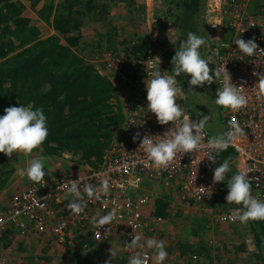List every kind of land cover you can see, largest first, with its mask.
Here are the masks:
<instances>
[{
  "label": "built area",
  "instance_id": "built-area-1",
  "mask_svg": "<svg viewBox=\"0 0 264 264\" xmlns=\"http://www.w3.org/2000/svg\"><path fill=\"white\" fill-rule=\"evenodd\" d=\"M249 2L206 0L204 12L207 26L211 30L216 28L217 32L215 35L211 32V49L207 51L205 59L211 58L209 65L214 68L225 65L232 82L238 87L243 86L249 98L247 108L236 113L225 111V116L227 125L235 117L246 133L232 146L236 172L244 168L249 171L247 175L252 185V194L264 201V102L258 101L254 95L253 87L259 82V77L252 74L254 71L264 74V52L257 51L254 57L244 56L241 59L238 46L234 44L238 38L247 41L254 37L258 48L264 49V27L248 10ZM209 23L217 26L213 27ZM222 28L226 29L228 35ZM104 56L105 70L111 73L122 102L124 120L119 135L111 142L99 166L87 165L74 172L48 174L45 175L44 187L30 182L12 191L9 202L0 209V264L12 263L8 247L3 244L10 230L17 232L19 237L34 234L51 239L59 245L72 242L82 234L90 235L91 241L87 240L83 244L86 250L93 247L94 241H108L119 231H124L126 240L131 242L134 238L131 225H138L136 232L141 235L151 224L162 220L161 216L153 213L157 195L146 188V180L162 184L173 200L187 205L203 204L216 221L234 223L228 217L238 206L219 208L221 201H225L227 186L226 183L213 185V170L218 162L212 164L207 157L204 158V150L199 154H185L180 159L177 157L175 165L167 170L146 166L144 152L137 150L144 134L162 135L171 128V123L161 126L154 114L147 112L144 86L148 59L159 57L161 72L172 71L173 66L167 63L166 52L155 48L145 51L141 57L132 58L108 51ZM127 61L130 64L128 72L115 77L114 73H121ZM176 80L180 89L177 103L186 115L198 120L190 113L179 77ZM217 86H220L219 81ZM136 132H140L141 137L134 142L132 137ZM206 133L210 137L207 130ZM79 178L81 189L85 184L98 185L101 178L110 181L111 189L108 197L102 201L89 202L85 212L76 217L66 208L68 200L64 198L62 183ZM201 186L209 188L211 197L203 195L199 198L196 187ZM113 207L118 208V218L110 226L101 228V235L97 236L90 218L97 214L104 215ZM145 252L151 256L150 250L145 249Z\"/></svg>",
  "mask_w": 264,
  "mask_h": 264
},
{
  "label": "trees",
  "instance_id": "trees-1",
  "mask_svg": "<svg viewBox=\"0 0 264 264\" xmlns=\"http://www.w3.org/2000/svg\"><path fill=\"white\" fill-rule=\"evenodd\" d=\"M39 1L32 0V4L35 6ZM80 2L44 1L39 14L47 22L53 19L52 24L57 33L43 36L42 29L30 16L23 14L20 4L15 0H0V116L5 114L4 109L9 106H27L31 103L34 109L43 107L49 131L42 146L43 153L60 157L64 152H69L78 155L85 164L95 167L103 163L111 142L119 135L124 115L118 90L109 77L111 73L105 74L93 59L77 51L82 50L85 15L91 14L99 20H105L110 3L108 0H85L79 6ZM174 2V25L180 32L176 37L175 48L166 57L170 65L179 42L186 39L189 31L207 39L204 21L199 18L204 0ZM126 44L130 57H141L148 46V35L135 32ZM202 49L203 46L200 51L205 58ZM209 67L214 69L213 66ZM179 81L186 94L190 113L197 117L188 91V76H179ZM217 87L215 84L212 91L214 99ZM223 117L227 128L225 110ZM2 157L0 153V191L8 186L15 171L12 162L3 161ZM229 157L232 158L231 171L228 173L230 178L236 173L233 147L223 152L217 162L219 164L223 158ZM149 182L146 180L145 184ZM155 200V211L165 216L169 205L166 196L156 197ZM248 223L264 257V221ZM69 264L98 263L84 259L73 260Z\"/></svg>",
  "mask_w": 264,
  "mask_h": 264
},
{
  "label": "clouds",
  "instance_id": "clouds-1",
  "mask_svg": "<svg viewBox=\"0 0 264 264\" xmlns=\"http://www.w3.org/2000/svg\"><path fill=\"white\" fill-rule=\"evenodd\" d=\"M213 27L217 24L209 23ZM218 39V38H217ZM204 37L189 31L186 39L179 42L175 54L171 58L172 71L161 72L160 58L148 59L146 79L144 86L146 90L147 112L154 114L157 123L161 126L171 123V128L162 135L144 134L137 150H142L146 156V166L156 170H167L175 165L177 157L179 159L185 154L198 153L204 150V158L212 164H217L221 154L234 146L236 142L246 136L245 130L236 121L235 117L228 122L226 130L210 137L207 136L206 127L212 118L208 115L198 113L201 118L193 120L186 115L184 109L177 103V96L180 89L177 87L176 77L188 76V91L192 92L195 86L203 87L205 84L212 85L214 82L219 85L215 92L214 104L218 109L240 112L247 108L249 98L244 92L243 86H236L231 79L230 73L225 65L223 67H209L210 59L203 58L201 47L206 46ZM238 46L241 59L244 56L254 57L264 49H259L255 38L247 41L238 38L234 41ZM211 73V74H210ZM259 77V82L253 87L254 95L258 101L264 102V74L253 72ZM4 115L0 116V153L12 158L14 154H23L30 157L27 166L17 168L16 174L33 184L41 187L46 186L45 164L47 157L43 155L33 156L34 150L43 151V144L49 135L47 117L43 107L34 109L33 104L27 106H9L4 109ZM141 137L140 132H136L132 139L135 142ZM206 141V143H205ZM67 155V154H65ZM197 156V155H196ZM195 156V157H196ZM202 160V159H201ZM200 160V161H201ZM193 161V160H192ZM199 161V163H200ZM232 158H223L222 162L213 170L212 183H226L228 192L225 200L228 205H237L228 217L232 222L239 221L242 225H247L249 221H264V201L256 198L252 194V185L248 177L249 171L244 168L229 178ZM81 180H67L62 183L64 198L68 200L66 208L73 216L79 217L91 201H102L110 195L111 184L107 178H101L98 185L85 184L81 189ZM209 188L203 186L196 187L201 196L211 197ZM118 218V208L113 207L104 215H94L90 218L91 226L96 230V235H101L99 231L104 226H110ZM134 230V238L131 243H126L125 247L131 253L128 257V264H149V259L153 264H163L168 253L165 242L155 238L146 240L137 234L138 225H131ZM145 249L151 250L149 256ZM119 248L110 249V259L106 264H112V260L117 256Z\"/></svg>",
  "mask_w": 264,
  "mask_h": 264
},
{
  "label": "rangeland",
  "instance_id": "rangeland-1",
  "mask_svg": "<svg viewBox=\"0 0 264 264\" xmlns=\"http://www.w3.org/2000/svg\"><path fill=\"white\" fill-rule=\"evenodd\" d=\"M15 1L22 6L23 14L30 16L42 29L43 36L57 33L52 24L53 19L51 18V21L47 22L39 14V9L46 0H40L35 6L32 4V0ZM59 1L55 0V3ZM83 1L85 0H81L79 6ZM124 1L121 0L124 6L117 5L116 8L123 15L122 18L115 20L116 29H123L121 33L118 31L115 33L116 38L113 37L114 35L108 36V16L105 20H99L95 15H85L84 36L81 41L82 50L77 51L86 58L93 59L105 74L109 73L104 67V54L113 50L129 56L126 43L134 36L135 32L148 35V46L145 49L147 52L156 48L164 50L167 55H170L175 48L176 37L180 32L174 25L175 0H137L129 4ZM205 3L206 0H204L201 14H199V18L204 21L203 28L207 33V44L202 49L204 57L211 49V32L213 31V35L217 32L216 28L211 30L207 26L204 12ZM248 10L264 27V0H250ZM222 30L225 34L227 33L225 28ZM112 32L114 33L113 30ZM109 40L111 42L108 44ZM96 55L98 57H95ZM129 66L127 61L121 73H114L115 77L126 74ZM109 77L112 80L111 75ZM189 79L190 77H188ZM215 84L214 82L212 85L205 84L203 87L195 86L190 92L198 119L201 118L198 113L212 117L206 127L211 135L226 130L223 110L218 109L214 104L215 99L212 91ZM118 131L120 132V130ZM32 155H43L48 158L45 164L46 175L74 172L88 165L80 161L78 155L69 152H64L62 156L58 157L45 154L37 149ZM2 159L3 161L9 160L15 167L10 179L13 188L26 186L30 183L26 178L22 179L16 174L17 168L27 166V160L30 157L14 154L12 158H9L3 154ZM146 188L150 192L153 191L158 197L166 196V200L169 202L167 214L164 216L155 211L156 200L154 201L153 213L161 216L162 220L151 224L141 233L145 240L155 238L165 242L168 256L163 264H264V257L255 243L249 223L242 225L239 221L234 223L219 222L203 204L187 205L175 199L171 201V195L165 192L162 184L155 181L146 184ZM233 205H228L227 201L223 200L219 208ZM4 206L1 205L0 209ZM13 236L7 232L4 237L7 240L3 243L9 248L11 264H69L73 260L83 261L84 259L98 264H106V261L110 259L111 247L120 249L112 260V264H128V257L131 254L125 247L126 243L131 242L126 240L124 231H119L108 241H100L99 245L90 250L83 248V242L86 241L85 234L77 236L74 241L63 245L37 235H31L22 241L20 237ZM12 238L15 239L13 243L11 242ZM89 238L88 241H91V237ZM9 243L12 245L9 246ZM149 264H153L152 259Z\"/></svg>",
  "mask_w": 264,
  "mask_h": 264
},
{
  "label": "crops",
  "instance_id": "crops-1",
  "mask_svg": "<svg viewBox=\"0 0 264 264\" xmlns=\"http://www.w3.org/2000/svg\"><path fill=\"white\" fill-rule=\"evenodd\" d=\"M135 1H137V0H125L124 2H127L128 4L129 3H134ZM108 2L110 3V11H109V13H108V32H109V34H108V36L109 37H111V36H113L114 38H116V32L118 31V32H122V30L123 29H116V22H115V20L117 19V18H122V14L120 13V12H118L117 10H116V8H117V5H123L124 6V4H122L121 3V0H108ZM123 25H125V24H123ZM120 27V26H119ZM114 31V33L112 32V30ZM82 32H83V34H84V26L82 27ZM119 33V34H120ZM111 42V40H109L108 41V44ZM102 71V70H101ZM102 72H104V71H102ZM14 189L15 188H13L12 187V184L10 183L6 188H4L2 191H0V207H1V205L3 206V205H6L8 202H9V200H10V195H11V193H12V191H14ZM166 192V191H165ZM168 194V193H167ZM157 197H158V195H157ZM171 201H172V199H171ZM8 233H11V235H14L13 237H19L20 235L17 233V232H15L14 230H10ZM7 235V234H6ZM19 235V236H18ZM31 235H34V234H29V235H27V236H21L20 238H21V241L22 240H24L25 238H29V236H31ZM253 235H254V239H255V243H256V238H255V234L253 233ZM87 237V239L88 240H90V235H86ZM7 240V239H6ZM14 238H12V240H11V242L13 243L14 242ZM12 243H9V246H11L12 245ZM101 242H95L94 241V244H93V247L92 248H95V246H97V245H99ZM20 245H21V243H20ZM92 248H90V249H92ZM90 249H88V250H90ZM8 251H9V248H8ZM263 255V254H262Z\"/></svg>",
  "mask_w": 264,
  "mask_h": 264
}]
</instances>
